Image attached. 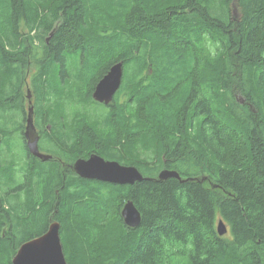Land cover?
<instances>
[{
    "label": "trees",
    "instance_id": "obj_1",
    "mask_svg": "<svg viewBox=\"0 0 264 264\" xmlns=\"http://www.w3.org/2000/svg\"><path fill=\"white\" fill-rule=\"evenodd\" d=\"M164 2L0 0L1 114L21 103L32 59L36 120L53 125L64 161L98 152L154 178L105 184L32 155L15 187L14 164L0 168L16 195L0 198V264L53 220L70 264H264V0ZM120 61L108 108L93 90ZM163 169L185 181H159Z\"/></svg>",
    "mask_w": 264,
    "mask_h": 264
},
{
    "label": "water",
    "instance_id": "obj_2",
    "mask_svg": "<svg viewBox=\"0 0 264 264\" xmlns=\"http://www.w3.org/2000/svg\"><path fill=\"white\" fill-rule=\"evenodd\" d=\"M123 76L124 63L120 61L113 64L96 84L92 94L94 100L105 105L113 102L117 91L122 85ZM27 94L28 98L31 99V90H28ZM30 103L32 104V101ZM25 135L29 140L28 146L33 156L44 161L52 157V155L40 151L39 134L36 130L34 107L32 106L28 110ZM73 169L82 178L121 185H133L143 180L154 179L144 176L135 165L122 164L117 160H107L98 153H92L87 158H78L73 164ZM169 178L185 181L181 178L179 172L171 169L161 170L157 177L159 181ZM121 215L124 223L133 228L141 225L143 220L142 212L132 199L123 204ZM60 230V222L53 220L43 234L35 236L20 245L12 259V264H70L66 259ZM217 230L221 236L226 235L229 231L223 220H219Z\"/></svg>",
    "mask_w": 264,
    "mask_h": 264
},
{
    "label": "rangeland",
    "instance_id": "obj_3",
    "mask_svg": "<svg viewBox=\"0 0 264 264\" xmlns=\"http://www.w3.org/2000/svg\"><path fill=\"white\" fill-rule=\"evenodd\" d=\"M28 63H29V71H30L29 76H28V80H29L28 82L30 84V89L32 90V93H33V99L34 101H36L38 98L34 90L33 79H35L36 77L35 72H36L37 66L35 67L36 63H34L32 59L31 60L29 59ZM19 102L20 101H18V99H15V101H13L10 104V106L7 108L6 111H2V114L0 112V117L2 118V119L0 118V127L2 129H7V132H8V133L6 132L7 137L5 136L4 139L2 138V143H1V148H0V158L2 157L1 158L2 160L0 159V168L8 166L11 163L14 164V169L13 171H11V174H13L16 179V182L14 184L15 187L16 186L19 187L20 184L23 183L24 179H21V175L23 173V168L27 166L25 164L26 163L25 155L27 154L26 144H25V139H24L25 136L24 134H22L23 133L22 130L17 127L21 123H24V117H25L24 111L21 107L22 101H21V104H19ZM94 109H96L99 114L105 111V107L100 106V105H95ZM46 146L47 145H44V147ZM5 149L9 151L7 152ZM9 152H11V154H9ZM11 187H14V186L12 185ZM4 188L5 187L0 186V196H1L0 198L6 197L7 201L9 202L12 201L14 197L16 196L15 193L6 195L3 193ZM18 192H21V191H18ZM227 235H229V233Z\"/></svg>",
    "mask_w": 264,
    "mask_h": 264
},
{
    "label": "flooded vegetation",
    "instance_id": "obj_4",
    "mask_svg": "<svg viewBox=\"0 0 264 264\" xmlns=\"http://www.w3.org/2000/svg\"><path fill=\"white\" fill-rule=\"evenodd\" d=\"M109 70V69H108ZM108 72V71H107ZM106 72V73H107ZM29 69L27 71V77L23 80L22 82V85H21V92L23 93V98H22V109L24 111V123H23V134H24V139H25V144H26V150H27V154L25 155V159H26V165L28 166V161L31 160V157H32V154L29 150V146H28V138L26 137L25 135V130H26V120H27V115H28V110L29 108L32 106L34 107V120H35V126H36V130L39 134V148H40V151L43 152V153H46V154H49V155H52L51 158H49L48 160H60L61 161V168H62V171L63 173H67L68 171H70V174H76V172L74 171L73 169V164L75 163V161L78 159V158H81V157H77L75 160H71L70 159V162H67V161H64L62 159V157H60V153L64 150H62L59 146V138L57 137L56 134H53L54 131H53V127L50 123H42V122H38L36 120V114H35V111H36V108H35V101L33 99V93H32V90L30 89V84H29V80H28V76H29ZM105 73V74H106ZM104 74V75H105ZM28 90H31V99L28 98ZM26 91V92H25ZM30 101H32V104L30 103ZM104 104V103H103ZM108 108H109V104L106 105ZM11 121V120H10ZM52 129V130H50ZM1 135V134H0ZM2 138L3 137H0V142L2 141ZM44 145H47L46 147H44ZM79 149V148H77ZM76 149V152H78V150ZM60 152V153H59ZM62 152V153H63ZM57 153V154H55ZM93 153H98V152H93ZM101 155V154H99ZM103 156V155H101ZM89 157V156H88ZM105 159L109 160L108 157L106 156H103ZM71 158V157H70ZM77 175V174H76ZM79 176V175H77ZM93 181L95 182H101V183H105V184H109V182H103V181H99V180H94Z\"/></svg>",
    "mask_w": 264,
    "mask_h": 264
},
{
    "label": "bare ground",
    "instance_id": "obj_5",
    "mask_svg": "<svg viewBox=\"0 0 264 264\" xmlns=\"http://www.w3.org/2000/svg\"><path fill=\"white\" fill-rule=\"evenodd\" d=\"M163 1H165L166 2V0H163ZM164 2V3H165ZM155 4V3H154ZM160 4V3H159ZM162 5V4H161ZM161 5H159V6H161ZM160 9V8H159ZM158 9V10H159ZM104 11V10H103ZM104 14V13H103ZM125 14V13H124ZM95 15H97V14H95ZM127 15V14H126ZM223 16V15H222ZM119 18V17H118ZM124 18V17H123ZM98 19H99V17H98ZM112 19V18H111ZM127 19V18H126ZM97 20V19H96ZM114 21V20H113ZM99 22V21H98ZM112 22V21H111ZM104 23V22H103ZM119 23V22H118ZM127 23V22H126ZM98 24V23H97ZM122 24V23H121ZM92 25V24H91ZM105 25V24H104ZM126 26H128V25H126ZM99 27V26H98ZM97 27V28H98ZM113 27H115V26H113ZM103 28V27H102ZM126 28V27H125ZM90 29V28H89ZM95 29V28H94ZM91 30V29H90ZM93 30V29H92ZM110 30V29H109ZM112 31V30H111ZM121 31V30H120ZM89 32V31H88ZM36 33V32H35ZM89 35H90V32H89ZM48 36V35H47ZM101 37V36H100ZM107 38V37H106ZM128 38V37H127ZM108 39H110V38H108ZM44 40V39H43ZM107 40V39H106ZM93 42V41H92ZM41 43V42H40ZM109 43V42H108ZM107 43V44H108ZM31 45V44H30ZM100 47V46H99ZM122 47V46H121ZM10 48V47H9ZM85 50V49H84ZM139 51V50H138ZM90 53V52H89ZM140 53V52H139ZM75 54V53H74ZM86 55V54H85ZM145 55V54H144ZM84 58V57H83ZM85 59V58H84ZM91 60V59H90ZM68 61V60H67ZM88 61V60H87ZM19 64H20V62H19ZM25 64V63H24ZM22 68V67H21ZM18 70V69H17ZM81 71V70H80ZM69 72V71H68ZM23 74V73H22ZM80 77V76H79ZM89 79V78H88ZM95 79V78H94ZM66 80V79H65ZM80 80V79H79ZM83 81V80H82ZM11 89V88H10ZM257 89V88H256ZM248 91H250V90H248ZM253 92V91H252ZM259 94V93H258ZM255 95V94H254ZM61 101V100H60ZM223 101V100H222ZM21 104V103H20ZM228 108V107H227ZM64 121V120H63ZM65 124V123H64ZM91 124V123H90ZM53 126V125H52ZM56 127V126H55ZM97 128V127H96ZM109 129V128H108ZM50 130H52V129H50ZM90 131V130H89ZM96 131V130H95ZM207 131V130H206ZM2 132V131H1ZM23 132V131H22ZM8 133V132H7ZM23 134V133H22ZM54 134V133H53ZM85 134V133H84ZM6 137H7V135H6ZM9 137V136H8ZM74 142V141H73ZM1 146V145H0ZM9 146V145H8ZM3 147H5V146H3ZM6 149H7V147H6ZM5 149V150H6ZM84 149V148H83ZM66 150H68V149H66ZM77 150H79V149H77ZM7 151V150H6ZM65 152V151H64ZM76 152V151H75ZM60 153V152H59ZM57 154V153H56ZM82 156V155H81ZM89 156V155H88ZM2 158V157H1ZM2 160V159H1ZM10 163H11V161H10ZM9 164V163H8ZM26 164V163H25ZM19 166V165H18ZM4 170V169H3ZM160 171V170H159ZM10 172V171H9ZM20 172V171H19ZM24 172V171H23ZM160 173V172H159ZM24 176V175H23ZM15 177V176H14ZM9 178V177H8ZM67 179V178H66ZM6 180V179H5ZM89 180V179H88ZM12 186V185H11ZM6 187V186H5ZM9 188V187H8ZM22 189V188H21ZM6 192V191H5ZM2 193V192H1ZM21 193V192H20ZM1 197V196H0ZM25 197V196H24ZM44 199H45V196H44ZM1 201H2V199H0ZM28 200H30V199H28ZM41 200V199H40ZM47 201V200H46ZM41 202V201H40ZM49 204V203H48ZM85 204V203H84ZM3 208V207H2ZM17 208V207H16ZM95 208V207H94ZM17 210V209H16ZM50 210V209H49ZM97 210V209H96ZM95 211V210H94ZM93 212V211H92ZM94 214V213H93ZM101 215V214H100ZM99 216V215H98ZM120 217V216H119ZM4 218V217H3ZM9 218V217H8ZM11 220V219H10ZM110 221V220H109ZM6 223V222H5ZM102 223V222H101ZM7 225H9L8 223H6ZM5 224V225H6ZM104 224V223H103ZM107 224V223H106ZM94 225V224H93ZM110 225V224H109ZM101 226V225H100ZM3 227V226H2ZM99 227V226H98ZM102 228V227H101ZM105 228V227H104ZM112 228L114 229V227L112 226L111 227V231H112ZM9 229V228H8ZM104 230V229H103ZM107 230H110V228L109 229H106V231ZM110 231V232H111ZM115 231V230H114ZM91 232V231H90ZM114 233V232H113ZM108 235H110V234H108ZM104 237V236H103Z\"/></svg>",
    "mask_w": 264,
    "mask_h": 264
}]
</instances>
